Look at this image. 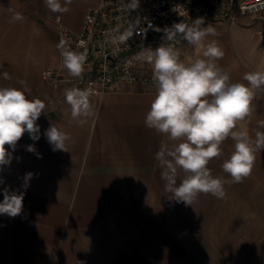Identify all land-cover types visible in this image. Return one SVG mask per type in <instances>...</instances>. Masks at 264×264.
Returning a JSON list of instances; mask_svg holds the SVG:
<instances>
[{"label":"crops","instance_id":"1","mask_svg":"<svg viewBox=\"0 0 264 264\" xmlns=\"http://www.w3.org/2000/svg\"><path fill=\"white\" fill-rule=\"evenodd\" d=\"M100 1L59 0L68 11L53 12L46 0H0V87L19 88L24 81L28 98L46 104L37 121L40 139L25 133L14 152L5 146L13 159L0 171V202L4 188L23 192L24 199L20 215H0V264H264V149L256 152L251 174L235 183L222 168L234 151L227 138L207 165L226 181L224 198L201 193L191 205L177 202L155 158L161 143L177 142L145 125L155 85L136 81L87 91L92 114L73 118L65 99L70 80L42 78L46 66L68 72L58 24L78 31L88 8ZM208 24L217 34L206 41L223 50L217 63L232 82L247 83L245 73L264 70V15ZM199 55L186 42L181 60ZM140 72L153 75L152 65L143 62ZM262 121L264 91H258L237 129L255 139L264 132ZM51 125L69 135L66 151H53L47 141ZM26 173L33 176L25 187ZM184 175L178 169L177 184Z\"/></svg>","mask_w":264,"mask_h":264},{"label":"clouds","instance_id":"2","mask_svg":"<svg viewBox=\"0 0 264 264\" xmlns=\"http://www.w3.org/2000/svg\"><path fill=\"white\" fill-rule=\"evenodd\" d=\"M46 3L53 12L68 11L61 7L59 0H46ZM139 4L140 0H130L124 2L123 7L129 13L136 10ZM15 19L21 20L23 17L17 14ZM203 25L204 19L197 18L190 24L182 21L165 27L162 29L165 43L155 50L145 49L135 57L152 65V80L156 88L150 110L146 113L145 125L167 136L169 141L177 142L171 146L161 143L155 154L163 169L165 190L172 194L175 201L187 205H191L201 193L224 198L226 181L213 177L207 165L221 155V144L227 138L234 141V151L223 162L222 168L235 183L251 174L256 152L264 149V132L257 131L255 139H252L247 129H237L238 122L251 113L255 94L264 91V70L245 73L243 81L247 83L232 82L230 74L217 63L224 56L223 50L216 41H206L209 35L217 34L216 29L212 24ZM137 26L138 21L130 22L122 32L119 28L115 29L111 43H126L133 37ZM178 41H186L198 49L200 55L189 63L183 62L180 51L175 47ZM61 55L70 75L79 77L85 55L67 49ZM3 75L5 79L8 78L6 72ZM19 83V88L0 87V171L13 159L6 145L14 152L17 142L25 133L33 141L40 139L37 121L44 113L46 104L39 98L29 99L26 83ZM65 99L71 107L73 118L92 114L87 91L67 89ZM260 123L264 127V121ZM44 135L53 151H66V141L70 139L67 133L51 125ZM27 150L34 152V145H28ZM178 169L185 174L179 184ZM32 176V173L25 174V187ZM23 199V192L4 188L0 215L11 218L20 215Z\"/></svg>","mask_w":264,"mask_h":264},{"label":"built area","instance_id":"3","mask_svg":"<svg viewBox=\"0 0 264 264\" xmlns=\"http://www.w3.org/2000/svg\"><path fill=\"white\" fill-rule=\"evenodd\" d=\"M124 2L130 0H101L99 4L89 7L78 31H71L59 23V45L61 47L63 42L62 50L85 55L83 71L79 77H74L69 72L46 66L41 70L42 78L49 82L58 76L66 77L71 82V89L93 93L136 81L153 86L152 75L140 72L143 61L135 57L145 49L155 50L165 43L163 28L182 21L190 24L197 18H203L204 24L218 21L232 24L237 15H264V0H140L139 7L129 13L123 7ZM137 21L132 38L124 44L111 43L115 29L119 28L122 32L130 22ZM185 44L186 41L175 44L181 57Z\"/></svg>","mask_w":264,"mask_h":264},{"label":"rangeland","instance_id":"4","mask_svg":"<svg viewBox=\"0 0 264 264\" xmlns=\"http://www.w3.org/2000/svg\"><path fill=\"white\" fill-rule=\"evenodd\" d=\"M255 14H259V13H255Z\"/></svg>","mask_w":264,"mask_h":264}]
</instances>
